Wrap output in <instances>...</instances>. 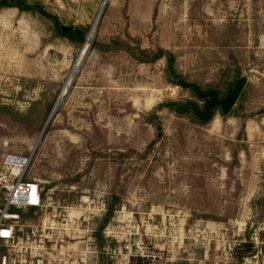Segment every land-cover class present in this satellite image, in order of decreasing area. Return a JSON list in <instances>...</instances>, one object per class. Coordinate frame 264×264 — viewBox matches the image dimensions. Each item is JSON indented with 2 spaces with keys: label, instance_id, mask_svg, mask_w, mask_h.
Here are the masks:
<instances>
[{
  "label": "rangeland",
  "instance_id": "1",
  "mask_svg": "<svg viewBox=\"0 0 264 264\" xmlns=\"http://www.w3.org/2000/svg\"><path fill=\"white\" fill-rule=\"evenodd\" d=\"M22 1L58 29L0 8V162L29 156L46 200L21 224L85 264H264V0ZM242 77L226 115L175 109Z\"/></svg>",
  "mask_w": 264,
  "mask_h": 264
},
{
  "label": "built area",
  "instance_id": "2",
  "mask_svg": "<svg viewBox=\"0 0 264 264\" xmlns=\"http://www.w3.org/2000/svg\"><path fill=\"white\" fill-rule=\"evenodd\" d=\"M29 164V156L11 154L0 162V264H85L71 245H58L49 218L21 224V212L41 210L46 201L37 181L24 180Z\"/></svg>",
  "mask_w": 264,
  "mask_h": 264
},
{
  "label": "water",
  "instance_id": "3",
  "mask_svg": "<svg viewBox=\"0 0 264 264\" xmlns=\"http://www.w3.org/2000/svg\"><path fill=\"white\" fill-rule=\"evenodd\" d=\"M72 30H73L72 27H60V32L62 36H68ZM86 52H87V49L85 50L84 56ZM80 62H82V60ZM245 81L246 79L242 77L236 82H232L231 85H235V87L221 100L217 99V95L214 91L202 93L196 89L195 95L199 100L208 99L202 111L198 108V105L195 103H189L184 106L176 105L175 109L182 113L190 110L191 113L194 115V117L199 118L200 121L208 120L211 117L212 110L215 108V106H220L221 113L223 115H226L229 113L230 109L234 105ZM175 85L184 87V83L181 80H176Z\"/></svg>",
  "mask_w": 264,
  "mask_h": 264
},
{
  "label": "trees",
  "instance_id": "4",
  "mask_svg": "<svg viewBox=\"0 0 264 264\" xmlns=\"http://www.w3.org/2000/svg\"><path fill=\"white\" fill-rule=\"evenodd\" d=\"M5 7H8V8L13 7V8L18 9L20 12H29V13L38 14L42 18L51 21L53 23L54 27L56 29H58V21H57L56 17L47 13L43 9V7L39 4L27 5L22 0H0V8H5ZM67 37L71 38L73 40L80 41V42L83 41V35L82 34L79 35L76 32L70 33V35ZM162 56H163L162 51H159L158 54L154 55L151 59H149L147 57L146 59L136 58V60L143 61V62H152L154 60L159 59ZM167 62H168V69L173 74V68H172L173 67V57L170 55H167ZM193 92H194V90H193ZM157 132H158L157 137H159V135H160V127L159 126H157ZM30 212H33V211H30ZM112 213H113V208L110 205H108L107 210H106V214L104 215V217L102 219V225H101V227H99V229L97 231L98 236L100 235L102 228L109 222V220L112 216ZM99 238L101 240V236H99Z\"/></svg>",
  "mask_w": 264,
  "mask_h": 264
},
{
  "label": "flooded vegetation",
  "instance_id": "5",
  "mask_svg": "<svg viewBox=\"0 0 264 264\" xmlns=\"http://www.w3.org/2000/svg\"><path fill=\"white\" fill-rule=\"evenodd\" d=\"M234 87H235V85H231V84H230L229 92H230ZM194 91H196V90H194ZM214 92H215V91H214ZM229 92H228V93H229ZM215 93H216V92H215ZM217 97H218V96H217ZM217 99H218V98H217ZM207 100H208V99H207ZM207 100H202V101H203V107H204V105H205V103H206ZM218 100H220V99H218ZM203 107H202V109H200L201 111L203 110ZM216 107L220 108V106H215V108H216ZM215 108H214V109H215ZM214 109H213V110H214ZM213 110H212V111H213ZM197 119H199V118H197Z\"/></svg>",
  "mask_w": 264,
  "mask_h": 264
},
{
  "label": "bare ground",
  "instance_id": "6",
  "mask_svg": "<svg viewBox=\"0 0 264 264\" xmlns=\"http://www.w3.org/2000/svg\"><path fill=\"white\" fill-rule=\"evenodd\" d=\"M79 59H78V61L76 62V64L73 66V68L71 69V72H70V74L72 75V74H76V72L78 71V68H79Z\"/></svg>",
  "mask_w": 264,
  "mask_h": 264
}]
</instances>
